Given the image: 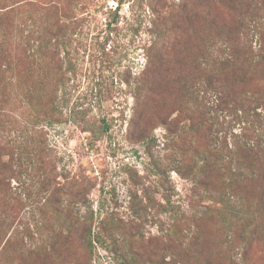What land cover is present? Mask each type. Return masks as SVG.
<instances>
[{
    "label": "rangeland",
    "instance_id": "374dc122",
    "mask_svg": "<svg viewBox=\"0 0 264 264\" xmlns=\"http://www.w3.org/2000/svg\"><path fill=\"white\" fill-rule=\"evenodd\" d=\"M262 2L255 13L244 0L253 6L241 16L229 0H0L10 25L0 102L12 94L0 103V264H264V212L247 225L231 185L194 190L177 169L184 148L193 156L227 137L230 149L244 122L216 113L213 97L203 109L211 115H196L210 134H193L176 91L198 76L193 60L210 45L211 22L240 20L258 49ZM43 27L55 28L47 42L62 65L53 118L11 87L8 63L40 68L26 66ZM212 39L211 50L228 51ZM254 196L245 205L260 209ZM208 208L216 213L195 225ZM173 225L177 235L163 240Z\"/></svg>",
    "mask_w": 264,
    "mask_h": 264
},
{
    "label": "trees",
    "instance_id": "16d2710c",
    "mask_svg": "<svg viewBox=\"0 0 264 264\" xmlns=\"http://www.w3.org/2000/svg\"><path fill=\"white\" fill-rule=\"evenodd\" d=\"M229 2L232 5L230 9L235 12L239 11L241 16H246L251 10L250 5L253 6V4H244V0H229ZM261 2L255 0V13L261 9L258 8ZM262 3L264 4V2ZM255 16L257 15L255 14ZM7 18L8 14L0 11V62L6 55L8 57L10 55L5 53L9 43L6 32L10 26L6 23ZM209 25H214L215 28L208 29V34L212 32L214 36L203 40H209L210 45L205 43L207 50L197 51L193 60L198 76L193 79H185L176 90L181 101V112L192 121L190 131L193 134H199L205 130L210 134V131L196 120V115H211V112H204L203 109L214 97L217 106L216 113L224 112L228 116H234L243 121L245 126L240 136L233 134L235 139L230 149L226 136L218 149L217 147L212 149L194 148L193 156L189 155V151L185 148L180 149L181 157L177 160V169L183 176L191 179L194 190L219 192L215 189L219 183L227 182L231 185L233 189L230 191L238 199L243 209V218L248 219L246 224L252 226L255 225L256 216L260 217L261 212H264V27L255 23V36H258L259 46L255 50L251 44L252 41L244 32L247 30L240 20L237 27L215 25V22H211ZM42 30V34L37 37L40 42L38 50L31 55V59L29 56L27 57L29 64L26 66H33L38 62L40 67L38 70H31L27 73L23 67L20 68V65L14 62V59L8 62L11 65L15 63L17 67L16 83L11 87L25 95L27 103L33 107L34 111H38L36 108L43 105H49L50 110L54 109L58 96L53 90V70H56L59 78L62 74V65L57 55L58 46L53 51L49 49V42H47L49 37L52 39L57 35L55 28L43 27ZM159 30H157L158 33ZM58 32L60 35V28ZM17 36L20 39L23 36L22 31H19ZM215 37L222 41V45H227L228 51L224 48L211 50L212 38ZM48 50L51 51L49 54ZM51 56V60L47 61ZM54 59L58 60L53 64ZM58 61L60 69L59 65L57 66ZM55 64L58 69L53 67ZM1 67L3 66L0 65V87L5 90L6 86L3 84V80L6 76ZM42 68L43 70L39 72ZM10 95L12 94L2 95L3 101L0 103L9 104ZM216 113H213V119L214 117L218 118ZM43 114L40 112L37 117L40 115L44 117ZM54 115L55 111L52 110L49 116L53 118ZM233 163L235 167H233ZM237 191H239L238 194ZM251 191L255 194V199L253 198L256 202L255 205L261 201L263 206L260 209L252 210L249 205H245ZM213 213H216V210L208 208L202 217L194 221V224L198 226L205 223L206 220L208 222L206 216ZM243 233L252 235L251 232L245 230ZM175 235H177L176 225H173L172 229L163 236V240L170 239ZM245 241V244H248V240ZM86 255L88 254L86 253Z\"/></svg>",
    "mask_w": 264,
    "mask_h": 264
}]
</instances>
